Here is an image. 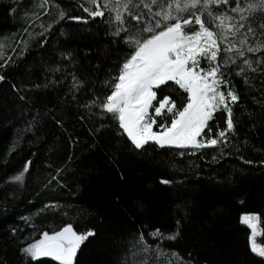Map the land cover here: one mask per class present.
<instances>
[{"label": "trees", "instance_id": "trees-1", "mask_svg": "<svg viewBox=\"0 0 264 264\" xmlns=\"http://www.w3.org/2000/svg\"><path fill=\"white\" fill-rule=\"evenodd\" d=\"M84 8L95 10L87 0H0V264H60L22 249L66 223L96 232L75 264H170L169 253L189 260L182 264H264L240 221L241 213H259L264 228V73L245 81L232 65L222 69L229 81L222 90L239 99L229 101L234 129L218 145L197 150L150 142L136 150L118 135L117 121L82 107L108 94L104 81L122 63L106 35L107 10L91 17ZM77 16L85 19H69ZM67 52L71 58L61 55ZM72 74L84 82L75 98ZM169 85L158 95L181 105L186 94ZM227 119L219 109L202 136L218 137ZM21 171V181L10 179ZM177 221L179 235L169 239ZM156 229L161 239L149 236ZM142 232L147 251L138 242ZM257 241L264 244V236Z\"/></svg>", "mask_w": 264, "mask_h": 264}, {"label": "snow or ice", "instance_id": "snow-or-ice-1", "mask_svg": "<svg viewBox=\"0 0 264 264\" xmlns=\"http://www.w3.org/2000/svg\"><path fill=\"white\" fill-rule=\"evenodd\" d=\"M87 3L95 6V10L84 8L91 17H104L107 10L111 31L106 35L118 46L122 63L117 74L104 81L108 94L94 97L82 107L102 120L117 121L118 135L139 151L151 147L150 142L161 148L191 146L197 150L221 143L225 133L234 129L229 101L235 104L239 99L231 89L222 90V85L229 83L222 69L232 65L245 81L250 79V73H264V18L256 16L264 14V0H104L103 7L100 0ZM230 4L234 6L220 10ZM142 8L147 9L146 14ZM60 15L62 19L66 16L64 12ZM247 53L260 56L253 58ZM61 55L72 56L71 52ZM240 58L244 59L237 63ZM202 63L207 66L202 67ZM50 71L62 69L54 67ZM4 79L0 75V81ZM72 79L75 83L69 91L75 98L84 82L75 74ZM169 82L186 94L179 106L171 96L158 95L169 88ZM219 109L227 111V128L218 137L198 139L206 128L211 131L209 121ZM154 125L159 130H154ZM104 127L101 123L100 128ZM30 163L26 162L24 171ZM22 177L23 171L10 179L19 182ZM161 183L172 181L162 179ZM240 221L251 230V251L264 258V244L257 242L258 236H264L261 215L245 212ZM179 224L177 221V230L169 239L179 235ZM95 234V229L78 232L72 223H66L58 231H43L22 251L34 260L52 257L60 264H75L81 245ZM149 236L161 239L162 233L156 229ZM138 242L144 243V251L148 250L143 232Z\"/></svg>", "mask_w": 264, "mask_h": 264}, {"label": "rangeland", "instance_id": "rangeland-1", "mask_svg": "<svg viewBox=\"0 0 264 264\" xmlns=\"http://www.w3.org/2000/svg\"><path fill=\"white\" fill-rule=\"evenodd\" d=\"M203 65V63L201 64V66ZM204 67V66H202ZM228 115V114H227ZM163 122V121H161ZM170 123V120L168 121ZM154 130H159L157 126L154 125ZM198 139H201V140H206V138H204L203 136L202 137H199ZM176 147H180V146H176ZM243 214V213H241ZM241 216V215H240ZM251 232V230H250ZM258 242V241H257ZM260 243V242H258ZM52 258V257H51ZM168 258V261L170 262V264H182L184 263V261H189L188 259H182L180 258L178 255H176L175 253H169V255L167 256ZM54 259V258H53ZM159 264V263H158Z\"/></svg>", "mask_w": 264, "mask_h": 264}]
</instances>
